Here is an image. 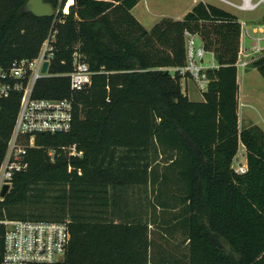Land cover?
I'll return each mask as SVG.
<instances>
[{"label":"trees","instance_id":"obj_1","mask_svg":"<svg viewBox=\"0 0 264 264\" xmlns=\"http://www.w3.org/2000/svg\"><path fill=\"white\" fill-rule=\"evenodd\" d=\"M27 1L0 0V65L36 58L56 29L55 76L34 96L74 98L75 117L67 133L37 135L0 221L68 222L66 264H264V130L240 125L238 17L199 2L147 30L132 12L142 0H75L68 13V0H45L60 7L57 19L25 13ZM186 31L220 65L201 102L183 91ZM77 51L94 75L74 93L65 74ZM254 67L264 76V58ZM20 102V93L0 99V168ZM73 144L82 157L65 151ZM241 147L248 169L239 174ZM153 227L183 235L188 252L153 258ZM5 231L0 223V261Z\"/></svg>","mask_w":264,"mask_h":264},{"label":"built area","instance_id":"obj_2","mask_svg":"<svg viewBox=\"0 0 264 264\" xmlns=\"http://www.w3.org/2000/svg\"><path fill=\"white\" fill-rule=\"evenodd\" d=\"M244 12H254L264 7V0H242L240 5L228 0H220ZM66 12L65 8L63 9ZM60 7L56 9L58 18ZM239 22V20H238ZM58 31L52 29L44 41L39 55L32 60H17L10 67L0 65V99L20 93L21 102L14 130L9 141L4 161L0 168V201L4 200L2 191L5 186L12 189L14 176L26 170L28 150L36 148L38 134L67 133L73 128L75 117L74 98L48 99L36 98L35 87L39 80L54 77L50 73V64L55 54ZM186 65L180 68L182 81L191 80L201 93L209 89L210 70L219 69L214 51L206 48L199 34L185 32ZM264 58V18L259 22H242L236 67L244 72L257 61ZM48 63L47 72H43ZM74 70L65 74L70 78V87L74 93L85 90L92 84L94 72L80 52L74 53ZM176 70V69H174ZM185 94L188 88H183ZM70 156L82 157L83 152L77 144L64 148ZM240 152V151H239ZM54 155V151H50ZM238 157V158H237ZM234 167L239 174L248 169L247 157L242 162L238 153ZM240 159V160H239ZM4 250L0 264H66L67 253L72 240L68 222L38 220H4Z\"/></svg>","mask_w":264,"mask_h":264},{"label":"rangeland","instance_id":"obj_3","mask_svg":"<svg viewBox=\"0 0 264 264\" xmlns=\"http://www.w3.org/2000/svg\"><path fill=\"white\" fill-rule=\"evenodd\" d=\"M193 1L194 0H147V2L141 3V5L136 9L135 14L142 19L145 25L144 27L147 30H151L154 25L160 21V13L177 16L187 7L192 5ZM206 1L238 17L240 35L243 21L252 23L259 22L262 18H264V7H261L254 12H244L234 6L223 3L220 0ZM228 1L237 5L242 3V0ZM148 6H150L152 10H149ZM238 82L240 84L239 97L241 128L256 125L264 130V76L258 68L251 65L245 72L242 69L238 70ZM182 86L184 89L188 88V92L186 94L189 96L190 100L197 102L205 100V95L198 90L193 81H182ZM239 153L242 154L240 159L242 158V162L245 163V148L241 147ZM233 166L236 167L237 163L234 162ZM151 230L152 239L154 240L152 253L153 258L158 257L157 252L159 250H167V253L178 255L188 252L185 243H183L184 237L180 233L175 234L174 237L170 239L167 235L162 234V232H160L156 227L151 228ZM225 247L227 252H231L227 244H225Z\"/></svg>","mask_w":264,"mask_h":264},{"label":"water","instance_id":"obj_4","mask_svg":"<svg viewBox=\"0 0 264 264\" xmlns=\"http://www.w3.org/2000/svg\"><path fill=\"white\" fill-rule=\"evenodd\" d=\"M25 13H32L37 17H55L56 16V9L51 4L46 2L45 0H28L25 7ZM48 63H46L43 67V72H47ZM9 186H5L2 191V197H6L9 193Z\"/></svg>","mask_w":264,"mask_h":264},{"label":"crops","instance_id":"obj_5","mask_svg":"<svg viewBox=\"0 0 264 264\" xmlns=\"http://www.w3.org/2000/svg\"><path fill=\"white\" fill-rule=\"evenodd\" d=\"M74 2H75V0H68L67 1V4H66V6H65V10H66V12H69V8H70V6L71 5H73L74 4ZM144 2H147V0H142V1H140V3L133 9V14L135 15V17L144 25V23H143V21H142V19L141 18H139L136 14H135V11H136V9L141 5V3H144ZM199 2H204V3H206V4H210L209 2H207L206 0H194L193 1V4L192 5H190L189 7H187L185 10H183L181 13H179L177 16H173V15H168V14H165V13H160V20L162 19V18H164V17H170V18H173V19H175V20H182L185 16H186V14L188 13V12H190L192 9H193V7L196 5V4H198ZM148 8H149V10H152L151 9V7L150 6H148ZM145 26V25H144Z\"/></svg>","mask_w":264,"mask_h":264}]
</instances>
